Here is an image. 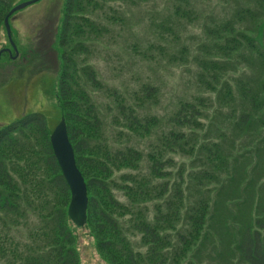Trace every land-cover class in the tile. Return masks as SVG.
<instances>
[{
  "label": "trees",
  "instance_id": "1",
  "mask_svg": "<svg viewBox=\"0 0 264 264\" xmlns=\"http://www.w3.org/2000/svg\"><path fill=\"white\" fill-rule=\"evenodd\" d=\"M139 1L146 0H63L60 25L51 42L58 47L53 104L58 120H65L86 183L87 218L82 228L93 235L98 252L110 264H183L216 224L220 233L227 234L216 232L225 264H232L235 254L236 264H264V205L257 204L254 212L246 207L241 219L233 221L230 203L239 197L229 192L235 188V193L243 194L264 177V165L260 178L246 179V184H242L246 165L236 166L241 178L228 171L234 160L233 138L247 139L248 144H238L241 156L264 144V0H232L236 6L230 14L203 26L205 39L191 57L197 95L178 102L165 124L167 130L147 152L116 141L121 136L151 137L159 119L141 111L145 103L157 101L158 88L145 83L127 98L109 92L116 103L112 121L118 127L116 141L112 140L105 135L92 95L102 84L86 58L88 41L107 32L95 14L113 10L114 3ZM189 2L180 0L174 15L191 20L193 10L184 8ZM11 7L9 0H0V32ZM105 18L117 20L111 14ZM171 59L176 63L177 56ZM245 68L251 76L245 77ZM203 119L208 120L209 131L215 130L216 141L202 136L199 142L196 132ZM52 130L40 113L0 129L2 264H80L71 230L76 226L67 215L70 190L51 148ZM176 157L189 158L187 168ZM186 179L195 188L189 205ZM214 190L215 198L210 199ZM19 228L25 230L23 239L13 234ZM128 233L140 235L143 251L135 249Z\"/></svg>",
  "mask_w": 264,
  "mask_h": 264
},
{
  "label": "rangeland",
  "instance_id": "2",
  "mask_svg": "<svg viewBox=\"0 0 264 264\" xmlns=\"http://www.w3.org/2000/svg\"><path fill=\"white\" fill-rule=\"evenodd\" d=\"M9 1L15 6L29 0ZM189 1V5L184 8L193 10L191 17H194L191 20L174 15L175 6L179 5L180 0H146L135 5L114 3L111 4L113 10L105 9L95 14V17L99 16L98 23L107 32H102L93 41H88L90 50L86 58L102 84V88L94 91L92 95L100 108L105 135L115 140L114 134L118 130L112 121L116 115V103L109 92L116 91L127 98L145 83L156 86L159 91L157 101L154 104L145 103L141 113L157 116L160 125L150 138L135 140L132 136H121L115 140L119 145L131 143L147 152L150 144L156 141L161 132L167 130L165 124L177 108L178 102L197 95L194 82L196 69L191 57L202 38L205 39L203 26L224 18L236 5L232 0ZM62 4L63 0H38L16 11L10 18L11 39L20 53L17 59L7 58L5 54L0 58V127L22 115L33 113L42 114L51 127L58 121L59 111L53 104L58 78L55 54L58 47L50 44L60 24ZM110 14L117 17V20L105 18ZM6 39L4 32H0V47L6 43ZM174 56H177L176 63L171 59ZM179 57L181 61H178ZM243 72L245 77L252 74L247 68ZM200 95L208 97L209 94ZM208 124V120H202V128L196 132L199 142L202 136L212 137L211 140L216 141L213 139L215 130L209 131ZM233 139L234 160L229 162V175L236 176V179L241 178L236 166L241 167L244 164L246 168L242 176L245 179L242 184L248 182L246 179L258 180L264 165V144L256 152L249 144L247 149L251 148V152L241 156L243 150L239 149L238 144H248L247 139ZM175 159L187 168L189 158ZM142 172H146L145 167ZM185 185H189L187 192L185 191L186 205H189L195 199V188L188 179ZM229 192H233V197H239L230 203V215L234 217L233 221H238L246 207L252 208L254 212L257 204L264 205V177L253 182L252 187L241 195L235 193V188ZM115 194L120 201L126 203V198L120 192L115 191ZM210 194V199L215 198V190ZM123 222L126 227V219ZM215 225L206 230L205 241L197 244L183 264H225L219 257L222 252L216 232L227 234L220 233ZM71 230L80 264H110L98 252L91 233L82 227H72ZM13 234L23 239L25 230L14 229ZM128 237L135 249L144 250L139 234L128 233ZM230 255L234 257L233 254ZM233 260L232 264H236V254Z\"/></svg>",
  "mask_w": 264,
  "mask_h": 264
},
{
  "label": "water",
  "instance_id": "3",
  "mask_svg": "<svg viewBox=\"0 0 264 264\" xmlns=\"http://www.w3.org/2000/svg\"><path fill=\"white\" fill-rule=\"evenodd\" d=\"M36 1L38 0L22 2L13 6L9 10L8 14L4 18V26L11 46L15 50V54L11 55L9 49H1L0 55L3 51H6L11 58H15L17 56V50L10 38V26L8 22L9 16L15 11H18ZM50 143L62 176L64 177L71 194L68 204V217L76 226L81 227L86 222L88 204L87 190L84 178L75 163L73 148L67 136L66 123L63 117L60 118V121L51 132Z\"/></svg>",
  "mask_w": 264,
  "mask_h": 264
},
{
  "label": "flooded vegetation",
  "instance_id": "4",
  "mask_svg": "<svg viewBox=\"0 0 264 264\" xmlns=\"http://www.w3.org/2000/svg\"><path fill=\"white\" fill-rule=\"evenodd\" d=\"M7 43H9L8 40H7ZM6 48H9V49L11 50V46H10V44H9V46H3V47H2V49H6ZM22 94H23V92H22Z\"/></svg>",
  "mask_w": 264,
  "mask_h": 264
}]
</instances>
